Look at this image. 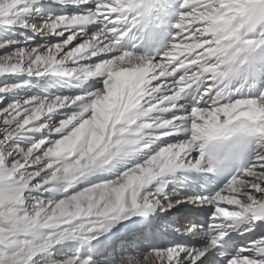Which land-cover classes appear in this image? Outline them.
Segmentation results:
<instances>
[{
	"label": "snow or ice",
	"instance_id": "snow-or-ice-1",
	"mask_svg": "<svg viewBox=\"0 0 264 264\" xmlns=\"http://www.w3.org/2000/svg\"><path fill=\"white\" fill-rule=\"evenodd\" d=\"M0 264H264V0H0Z\"/></svg>",
	"mask_w": 264,
	"mask_h": 264
}]
</instances>
